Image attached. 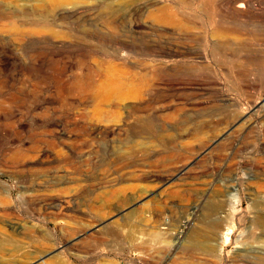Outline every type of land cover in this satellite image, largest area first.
Returning <instances> with one entry per match:
<instances>
[{"label": "rangeland", "instance_id": "rangeland-1", "mask_svg": "<svg viewBox=\"0 0 264 264\" xmlns=\"http://www.w3.org/2000/svg\"><path fill=\"white\" fill-rule=\"evenodd\" d=\"M263 217L264 0H0V264H264Z\"/></svg>", "mask_w": 264, "mask_h": 264}, {"label": "bare ground", "instance_id": "bare-ground-1", "mask_svg": "<svg viewBox=\"0 0 264 264\" xmlns=\"http://www.w3.org/2000/svg\"><path fill=\"white\" fill-rule=\"evenodd\" d=\"M248 8H250V4L249 3L240 2L236 6L237 15H244ZM135 219H136V215H135V213H133L131 215L130 221L131 220L133 221ZM257 223L262 224L264 226V217L262 219H258ZM20 234H25V235H28V236H34L36 234V230L33 227H28V228L26 227V228H24V232H21L18 228H14L11 235H9L7 238H3L2 239V243L3 244H7L8 242L12 241L14 243H18L19 244L21 242L20 239H19ZM190 248H191V246H190ZM192 248L198 250V249L201 248V246L199 244H195V246H192Z\"/></svg>", "mask_w": 264, "mask_h": 264}, {"label": "crops", "instance_id": "crops-1", "mask_svg": "<svg viewBox=\"0 0 264 264\" xmlns=\"http://www.w3.org/2000/svg\"><path fill=\"white\" fill-rule=\"evenodd\" d=\"M194 232H192L191 234H192V236H191V238H193V239H195L194 237H198V235L197 234H193ZM195 244H199L200 246H201V248L200 249H193L195 252H201V253H205V254H212L213 253V248L210 246V245H207V244H205L204 242L203 243H200V242H190V245H192V246H195Z\"/></svg>", "mask_w": 264, "mask_h": 264}]
</instances>
